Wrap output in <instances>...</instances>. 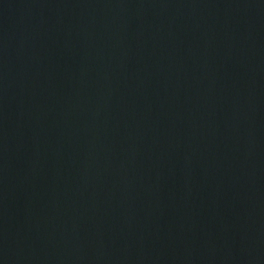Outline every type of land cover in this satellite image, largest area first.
<instances>
[{
    "label": "water",
    "instance_id": "95a60500",
    "mask_svg": "<svg viewBox=\"0 0 264 264\" xmlns=\"http://www.w3.org/2000/svg\"><path fill=\"white\" fill-rule=\"evenodd\" d=\"M0 264H264V0H0Z\"/></svg>",
    "mask_w": 264,
    "mask_h": 264
}]
</instances>
